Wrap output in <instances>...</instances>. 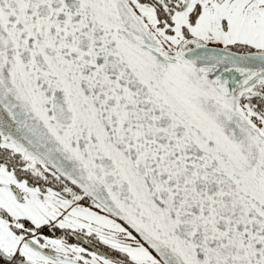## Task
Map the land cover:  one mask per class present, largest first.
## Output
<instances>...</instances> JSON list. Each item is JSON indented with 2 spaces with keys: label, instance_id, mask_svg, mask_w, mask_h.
<instances>
[{
  "label": "snow or ice",
  "instance_id": "1",
  "mask_svg": "<svg viewBox=\"0 0 264 264\" xmlns=\"http://www.w3.org/2000/svg\"><path fill=\"white\" fill-rule=\"evenodd\" d=\"M0 264H264V0H0Z\"/></svg>",
  "mask_w": 264,
  "mask_h": 264
}]
</instances>
